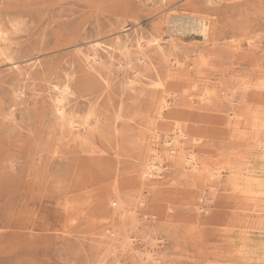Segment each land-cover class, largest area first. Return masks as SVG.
I'll list each match as a JSON object with an SVG mask.
<instances>
[{"label": "rangeland", "instance_id": "1", "mask_svg": "<svg viewBox=\"0 0 264 264\" xmlns=\"http://www.w3.org/2000/svg\"><path fill=\"white\" fill-rule=\"evenodd\" d=\"M0 264H264V0H0Z\"/></svg>", "mask_w": 264, "mask_h": 264}, {"label": "bare ground", "instance_id": "2", "mask_svg": "<svg viewBox=\"0 0 264 264\" xmlns=\"http://www.w3.org/2000/svg\"><path fill=\"white\" fill-rule=\"evenodd\" d=\"M206 20V19H205ZM205 20L204 19H200V21L199 20H197V19H195L193 22H197L194 26H195V28L197 29V30H199L200 32H202L205 36H208L209 35V26L205 23ZM182 34V33H181ZM174 66V65H173ZM72 122V121H71ZM172 150V152L173 153H175V150H174V148H172L171 149ZM176 156H178L177 154H176ZM187 161L189 162V160L187 159ZM216 170V169H215ZM126 180H128V179H126ZM119 187V186H118ZM124 188V187H123ZM248 194V193H247ZM238 212V211H237ZM43 224V223H42ZM47 224V223H46ZM115 224V223H114ZM44 227H45V225H44ZM238 227V226H237ZM234 239H236V238H234ZM239 240V239H238ZM241 240V239H240ZM112 243V242H111ZM240 250V249H239Z\"/></svg>", "mask_w": 264, "mask_h": 264}, {"label": "crops", "instance_id": "3", "mask_svg": "<svg viewBox=\"0 0 264 264\" xmlns=\"http://www.w3.org/2000/svg\"><path fill=\"white\" fill-rule=\"evenodd\" d=\"M209 31H210V28H209Z\"/></svg>", "mask_w": 264, "mask_h": 264}]
</instances>
